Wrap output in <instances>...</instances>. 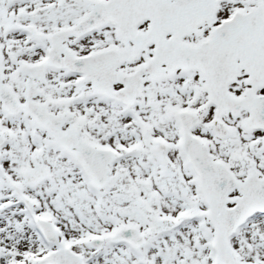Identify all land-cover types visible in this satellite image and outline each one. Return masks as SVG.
Segmentation results:
<instances>
[{
  "label": "snow or ice",
  "instance_id": "1",
  "mask_svg": "<svg viewBox=\"0 0 264 264\" xmlns=\"http://www.w3.org/2000/svg\"><path fill=\"white\" fill-rule=\"evenodd\" d=\"M0 264H264V0H0Z\"/></svg>",
  "mask_w": 264,
  "mask_h": 264
}]
</instances>
